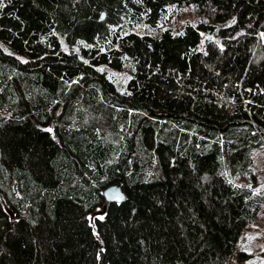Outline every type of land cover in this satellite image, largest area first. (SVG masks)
<instances>
[{
	"label": "trees",
	"instance_id": "trees-1",
	"mask_svg": "<svg viewBox=\"0 0 264 264\" xmlns=\"http://www.w3.org/2000/svg\"><path fill=\"white\" fill-rule=\"evenodd\" d=\"M185 5L204 22L155 26ZM255 228L264 0H2L0 264H225Z\"/></svg>",
	"mask_w": 264,
	"mask_h": 264
},
{
	"label": "rangeland",
	"instance_id": "rangeland-1",
	"mask_svg": "<svg viewBox=\"0 0 264 264\" xmlns=\"http://www.w3.org/2000/svg\"><path fill=\"white\" fill-rule=\"evenodd\" d=\"M146 16L143 15L142 18L132 24H126L125 33L127 32H135L139 34L149 33L151 24L146 22ZM204 22L203 19L198 16L194 8L191 5H185L182 7L172 6L167 7L164 11V14L158 17L155 22V26L159 29H163L165 27H171L173 29L182 28L184 25H192L197 26L199 23ZM210 38V34L201 31L200 39L201 42H204L205 39ZM13 53V52H12ZM125 68V67H124ZM120 70L115 71L110 68H106L108 78L117 83L118 88H122L125 82L129 79L132 73H128V70ZM103 214L102 207L95 210L90 215V220L92 222V229L95 234H97L96 228L93 225V218L100 217ZM242 251L249 255L243 260H238L237 252ZM262 251H264V231L255 228L254 230H244L240 239L236 243L235 251L228 257L225 261V264H263L261 260Z\"/></svg>",
	"mask_w": 264,
	"mask_h": 264
},
{
	"label": "water",
	"instance_id": "water-1",
	"mask_svg": "<svg viewBox=\"0 0 264 264\" xmlns=\"http://www.w3.org/2000/svg\"><path fill=\"white\" fill-rule=\"evenodd\" d=\"M104 17V13L101 14V18ZM106 204L109 202H121L124 198L122 191L118 184L110 185L102 192Z\"/></svg>",
	"mask_w": 264,
	"mask_h": 264
},
{
	"label": "snow or ice",
	"instance_id": "snow-or-ice-1",
	"mask_svg": "<svg viewBox=\"0 0 264 264\" xmlns=\"http://www.w3.org/2000/svg\"><path fill=\"white\" fill-rule=\"evenodd\" d=\"M0 4H2V0H0ZM101 219L103 218V217H100Z\"/></svg>",
	"mask_w": 264,
	"mask_h": 264
},
{
	"label": "bare ground",
	"instance_id": "bare-ground-1",
	"mask_svg": "<svg viewBox=\"0 0 264 264\" xmlns=\"http://www.w3.org/2000/svg\"><path fill=\"white\" fill-rule=\"evenodd\" d=\"M106 188H107V187H106ZM106 188H105V189H106ZM103 190H104V189H103ZM102 192H103V191H102ZM102 195H103V194H102Z\"/></svg>",
	"mask_w": 264,
	"mask_h": 264
}]
</instances>
